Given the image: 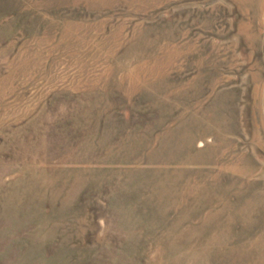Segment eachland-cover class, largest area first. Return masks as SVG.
I'll list each match as a JSON object with an SVG mask.
<instances>
[{
	"label": "rangeland",
	"instance_id": "374dc122",
	"mask_svg": "<svg viewBox=\"0 0 264 264\" xmlns=\"http://www.w3.org/2000/svg\"><path fill=\"white\" fill-rule=\"evenodd\" d=\"M0 264H264V0H0Z\"/></svg>",
	"mask_w": 264,
	"mask_h": 264
}]
</instances>
